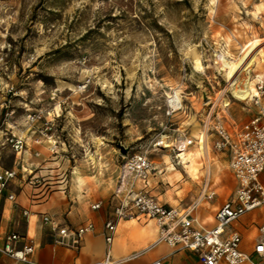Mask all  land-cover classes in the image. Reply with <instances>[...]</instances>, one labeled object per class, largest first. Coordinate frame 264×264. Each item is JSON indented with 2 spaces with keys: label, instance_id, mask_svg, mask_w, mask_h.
Wrapping results in <instances>:
<instances>
[{
  "label": "rangeland",
  "instance_id": "1",
  "mask_svg": "<svg viewBox=\"0 0 264 264\" xmlns=\"http://www.w3.org/2000/svg\"><path fill=\"white\" fill-rule=\"evenodd\" d=\"M255 38L264 40V0H0V103L7 85L16 93L7 97L15 113L2 111L0 126L24 131L27 112L53 120L51 133L65 147L40 180L50 182L49 193L75 169L112 185L138 153L163 177L177 145L157 144L176 143L183 131L195 135L208 98L223 94L219 103L231 102L237 126L255 113L251 99L238 101L226 89L216 62L217 52L236 57ZM193 49L203 71L194 69ZM256 74L264 75V64ZM0 165L13 166L7 144ZM222 165L217 171L227 172Z\"/></svg>",
  "mask_w": 264,
  "mask_h": 264
},
{
  "label": "crops",
  "instance_id": "2",
  "mask_svg": "<svg viewBox=\"0 0 264 264\" xmlns=\"http://www.w3.org/2000/svg\"><path fill=\"white\" fill-rule=\"evenodd\" d=\"M254 108L255 113L239 126L231 122L227 108L224 122L231 134L235 135L241 131L257 114V108L255 106ZM2 113L0 111V116ZM199 127L195 135L183 131L181 139L170 144L171 146L185 140L193 141L184 150L185 161L181 162V159L176 158L177 153L174 157L176 161L168 160L163 177H159L160 172L152 173L147 183L129 179L120 188L122 166L119 167L112 185L101 184L100 177H95L96 181L92 182L89 179L94 177L86 176L75 169L70 181L49 193L50 182L41 186L40 180H44L49 168L55 167L60 161H55L56 158L50 152L48 143L37 145L33 142L32 132L14 131L9 124H2L0 147L7 144V138L11 133L20 132L26 136V145L24 151L19 154H15L9 147L13 166L4 168L0 165V171L12 169L17 172L16 178L8 184L0 196V243H4L7 235L18 234L20 239L14 247L20 250L24 244L32 242L35 250L31 259L38 264H96L107 256L112 264H153L158 260H162L163 264H201L195 252L158 242L159 230L155 220L139 216L119 221L111 244L106 242L109 232L105 227L108 221L114 219L115 207L132 187L136 191L148 192L160 205L180 210L193 208L192 218L195 229L206 231L215 227L218 211L234 198L237 180L230 168V152L214 149L213 144L216 139L214 134L205 135L212 169L211 175H207V165L197 149L198 135L204 133L201 122ZM62 147L59 150L64 151L65 146ZM211 149L213 152L221 153L227 160L223 161V157L218 156L214 158ZM223 162L227 164L228 173L217 171L223 166ZM153 168L155 171L159 166ZM262 175L264 173L260 175V181L264 185ZM32 178L38 179L40 183L31 185L28 180ZM47 185L49 186L46 187ZM210 192H215L212 199L207 198ZM10 194L15 196L14 201L8 199ZM215 199L218 201L213 203ZM97 203L101 204L100 208L93 210L92 206ZM262 210L264 207L240 217L226 228L223 235L225 237L232 232L239 233L240 250L252 261L259 259L254 253V247L261 238L260 228L264 225V218L260 217ZM44 215L50 216L60 228L66 229L67 234L63 236L54 232L50 224L43 222ZM89 223L93 224L94 230L79 239L77 230ZM251 228H255L258 234ZM0 264H15V261L0 254Z\"/></svg>",
  "mask_w": 264,
  "mask_h": 264
},
{
  "label": "built area",
  "instance_id": "3",
  "mask_svg": "<svg viewBox=\"0 0 264 264\" xmlns=\"http://www.w3.org/2000/svg\"><path fill=\"white\" fill-rule=\"evenodd\" d=\"M255 88L257 93L250 99L257 108V114L235 135L230 133L224 122V114L230 103L227 106L225 103L222 105L219 103L223 94L214 100L208 98L202 114L203 132L206 135L214 134L216 136L213 144L215 150L230 152V168L237 180L234 198L225 203L218 211L215 227L206 231L195 229L192 208L180 210L160 205L148 192L136 191L132 187L120 204L115 207L114 219L105 225L109 232L106 236L108 244H111L113 240V234L119 221L144 216L156 221L159 230L158 242H164L170 247L180 246L195 252L201 264H219L220 262L264 264V225L260 229L261 238L254 247V253L258 256V260L252 261L249 256L241 252L239 233L232 232L228 236H223L230 224L245 214L264 207V185L260 181V175L264 173V77L256 82ZM4 89L7 97L16 95L13 86L7 85ZM7 97L0 103V111H5V118L15 113L14 110H10L11 100ZM44 119L41 114L27 112L24 131L32 132L33 142L37 145L47 142L50 152L56 154L60 142L57 136L51 133L53 120L45 119L42 127H35L38 122L44 121ZM186 142L184 145L181 143L177 145L178 154H180V150L186 149L193 143L192 140ZM7 144L15 154H19L24 151L26 136L23 132L11 133L7 138ZM153 171V165L145 153L129 156L121 168L120 188L129 179L147 183ZM16 176L17 172L12 169L0 171V196ZM38 181L35 178L28 180L31 185L37 184ZM214 195L215 192H210L207 198L212 199ZM8 199L14 201L15 196L10 194ZM100 206V203L94 204L92 209L98 210ZM42 220L45 224H50L54 232L63 236L67 234L68 231L60 228L50 216L44 215ZM93 230V224L89 223L79 228L76 234L79 239H82L86 233ZM19 239L20 236L16 233L7 235L4 243H0V254L13 259L15 264H38L31 259L35 250L34 244L28 242L20 250H17L14 244ZM96 264H112V261L107 256ZM153 264H163V261L158 260Z\"/></svg>",
  "mask_w": 264,
  "mask_h": 264
},
{
  "label": "bare ground",
  "instance_id": "4",
  "mask_svg": "<svg viewBox=\"0 0 264 264\" xmlns=\"http://www.w3.org/2000/svg\"><path fill=\"white\" fill-rule=\"evenodd\" d=\"M191 54L194 69L203 71L204 67L201 56L197 52H195L194 49L191 51ZM216 62L219 72L225 77L226 89H229L234 99L244 102L256 95L257 91L255 88V83L260 79V77L264 76L262 74H256V72L261 68V65L264 64V41H261L257 38L252 39L241 47L240 54L236 57H233L226 53L217 52ZM223 100V103H225V105L227 106L229 102L226 99ZM173 101L172 104L175 105L176 103V106L178 107L177 100L173 98ZM205 135V133L198 135L197 149L199 155L203 157L205 163L208 164L210 163L208 156V142L206 141ZM164 138L166 137H163L162 139ZM186 141L187 140L181 141V144H186ZM168 142L162 141L157 145L164 144V146H170V143ZM184 150L185 149H182L180 154L176 155V158L181 159V162L186 160ZM211 173L212 172H210L209 170L207 171V175L210 176Z\"/></svg>",
  "mask_w": 264,
  "mask_h": 264
},
{
  "label": "water",
  "instance_id": "5",
  "mask_svg": "<svg viewBox=\"0 0 264 264\" xmlns=\"http://www.w3.org/2000/svg\"><path fill=\"white\" fill-rule=\"evenodd\" d=\"M120 151L122 154H126L127 152V150L123 146H120Z\"/></svg>",
  "mask_w": 264,
  "mask_h": 264
}]
</instances>
